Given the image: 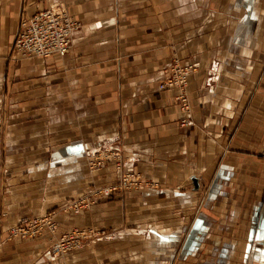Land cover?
<instances>
[{"label":"crops","instance_id":"0c3cea01","mask_svg":"<svg viewBox=\"0 0 264 264\" xmlns=\"http://www.w3.org/2000/svg\"><path fill=\"white\" fill-rule=\"evenodd\" d=\"M55 2L70 52L18 54ZM175 58L198 68L190 112L160 87ZM263 151L264 0H0V264H264ZM124 172L141 187L65 207ZM47 212L56 231L8 233Z\"/></svg>","mask_w":264,"mask_h":264},{"label":"built area","instance_id":"2783aa9c","mask_svg":"<svg viewBox=\"0 0 264 264\" xmlns=\"http://www.w3.org/2000/svg\"><path fill=\"white\" fill-rule=\"evenodd\" d=\"M80 22L70 14L67 5L63 3H53L50 7L38 10L32 16H26L21 19L18 33L13 42L14 50L22 56H35L49 58L53 55L63 57L70 52L73 46V38L81 29ZM198 71L195 64H182L178 59H173L167 70L165 79L160 83L162 89L172 88L175 92V98L180 104L181 110L190 112L191 103L188 97L189 78ZM183 124H188L187 120H183ZM102 162L112 160L114 157L122 159L120 153L111 154L112 150L105 149L102 151ZM108 153V154H107ZM98 156L90 162L92 168L97 166L95 162ZM98 161V162H100ZM95 165V167H94ZM140 178L132 172H124L120 175L118 184L103 186L100 189L92 190L86 198L75 200L72 204L73 209L79 212L82 207L86 208L91 204L90 199L97 200L103 196H108L118 189H132L133 187H141ZM57 219L54 212L49 213L43 218L30 219L28 222H20L11 230L13 236L35 237L43 235L45 230L54 232L58 228ZM69 241L71 242L69 244ZM68 243V244H67ZM74 240H68L62 237L55 243V247L59 250H67L73 248Z\"/></svg>","mask_w":264,"mask_h":264},{"label":"rangeland","instance_id":"374dc122","mask_svg":"<svg viewBox=\"0 0 264 264\" xmlns=\"http://www.w3.org/2000/svg\"><path fill=\"white\" fill-rule=\"evenodd\" d=\"M15 40V39H14ZM175 59H177V58H175ZM183 64V63H182ZM184 64H192V63H184ZM262 153H264V151L262 152ZM97 156H98V158H96L95 160V162H97V166L95 167V165H94V167L95 168H93L92 170H97V169H99L100 168V166H102L103 165V163H101V161L100 160H102V156H104V155H106V154H103V152L102 151H97V154H96ZM98 161H100V162H98ZM89 162H90V160H89ZM89 166H91L90 165V163H89ZM88 166V167H89ZM89 168H92V166L91 167H89ZM97 172V171H96ZM128 173V172H127ZM120 182V177H119V180L115 183V184H118ZM113 185V184H112ZM103 186H110V185H106V184H101L100 186H92L89 190H87V192H86V195H84V196H80V197H77V198H74V199H72V201L71 202H69L70 204H67L65 207H67V208H70L71 209V211L73 210L75 213H80V212H82V211H87V210H89V209H91L93 206H95L96 204H98V203H101V201L103 200V198L104 197H106V196H103V197H101L100 199H97V200H92V199H90V202H91V204L89 205V206H86V208H84V207H82L83 209H81L79 212H76L74 209H73V207H72V204H73V202L75 201V200H78V199H83V198H86L87 196H88V194L92 191V190H94V189H100V187H103ZM114 186V185H113ZM131 189V188H130ZM126 190H129V189H118V190H115V191H117V192H122V191H126ZM115 193V192H114ZM114 193H112V194H114ZM112 194H110V195H112ZM110 195H108V196H110ZM64 207V206H63ZM63 207H61L60 208V210L58 209L57 211H56V213H58L59 211H62V209H63ZM64 207V208H65ZM70 209H69V211H70ZM49 213H52V212H47V214H49ZM55 212H54V216H56L57 214H56ZM47 214H43V216H45V215H47ZM43 216H39V217H30L29 218V220L30 219H36V218H43ZM56 218V217H55ZM57 219V218H56ZM29 220H24V221H22V222H24V223H26V222H28ZM57 221V223H59V221L58 220H56ZM18 224V223H17ZM14 226H15V224L12 226V227H10V229L8 230V233L9 234H11V236L12 237H18V238H21V239H24V240H29V239H37V238H40V237H42L43 235H39V236H35V237H21V236H13L12 235V233H11V230L14 228ZM53 250H55L54 249V247H53ZM58 251V250H57ZM56 251V252H57Z\"/></svg>","mask_w":264,"mask_h":264}]
</instances>
